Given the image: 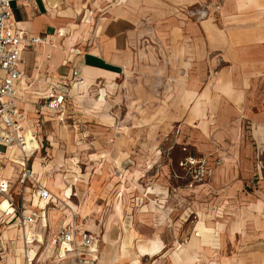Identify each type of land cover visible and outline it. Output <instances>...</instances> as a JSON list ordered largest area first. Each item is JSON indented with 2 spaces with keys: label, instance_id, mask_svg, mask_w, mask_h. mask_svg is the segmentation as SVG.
<instances>
[{
  "label": "rangeland",
  "instance_id": "1",
  "mask_svg": "<svg viewBox=\"0 0 264 264\" xmlns=\"http://www.w3.org/2000/svg\"><path fill=\"white\" fill-rule=\"evenodd\" d=\"M161 1L88 3L94 22L78 30L81 40L122 10L138 19L134 65L112 84L75 88V97L68 75L71 96L54 118L43 115L44 70L28 81L18 95L38 144L28 167L50 166L35 177L53 195L51 213L67 222V204L83 211L80 222L100 240V264H264V151L245 110L220 102L218 90L233 78L223 60L182 56L184 24L220 21L223 0ZM198 85L204 102L189 105ZM20 190L17 182L13 193Z\"/></svg>",
  "mask_w": 264,
  "mask_h": 264
},
{
  "label": "crops",
  "instance_id": "2",
  "mask_svg": "<svg viewBox=\"0 0 264 264\" xmlns=\"http://www.w3.org/2000/svg\"><path fill=\"white\" fill-rule=\"evenodd\" d=\"M92 1L94 0L88 2L86 0L12 1L11 27L15 32H24L28 38H48L54 42L53 46H30L29 41L25 42L26 49L22 53L25 64L19 68L23 78L17 84L18 95L22 96L29 90L28 81H39L42 70L45 72L42 82L45 87L43 86L41 99L45 104L53 93L60 91L65 92L69 100L71 95L66 83L68 75L73 82L72 96L75 97L76 94L73 95L75 88L77 91L79 89L89 91L100 81L112 84L126 75L131 64L134 65L133 55L135 53L131 49V44L135 42L133 41V37H136L133 27L138 19L135 16H133L134 19L125 17L123 10L118 12L116 18L108 16L101 19L103 30L99 35L86 41L81 40L78 30L91 27L94 22L92 6L89 7ZM149 1L152 3L151 0ZM204 1L184 0V3L188 7L194 5L199 7ZM213 1L211 0L212 7ZM147 8L151 7L147 6ZM220 8L221 19L218 22L204 20L196 24H184L183 40L186 48L182 49V56L202 60L201 62L207 58L223 60L225 65L223 70H226L227 74H231L233 78L223 84L221 91L218 90L220 94L217 95L220 102L223 106L227 105L230 109H234L236 114H239L241 109L245 110L246 120L250 124L251 138L264 151V0H223ZM89 41H91L90 44ZM190 43L191 47H189ZM84 45L90 47L85 49ZM200 67L201 63L197 69ZM149 69L153 70V73L156 72V67L139 66L136 68V70ZM68 70H71L70 73ZM74 70H79L84 79L81 85L75 84ZM187 90L194 96L193 89L188 88ZM195 91L196 96L192 97L189 105H193L195 101L197 105L204 102L205 95L199 85ZM20 113V123L27 140L25 153L0 148L2 150L0 178L10 182L12 193L19 182L20 193L13 194L18 196L24 192L25 202L30 209L46 213L51 231H47L42 224L30 229L40 235L47 244V240L53 233L70 222L71 216L65 211L64 213L70 217L67 222L57 218L55 213H51L49 209L50 202H40L35 197L34 187L28 183L25 189L21 182L23 159L30 160L38 144L25 126V114L22 110ZM43 115L54 118L57 114L45 110ZM36 166L39 170L42 169V165L35 161L32 167V177L40 184L35 177L38 176L35 172ZM43 174L44 172H41L39 175ZM41 185L47 189V183ZM63 193L66 194V191ZM86 230L97 238L88 228ZM97 240L99 241L98 249L95 250L97 253L94 257L97 258V264H100L102 255L100 240L98 238ZM26 250L29 251L30 264H56V260L51 257L49 246L34 244L26 248L21 228L15 222H11L10 217L0 212V257L3 264H26ZM91 254L94 255L92 251Z\"/></svg>",
  "mask_w": 264,
  "mask_h": 264
},
{
  "label": "built area",
  "instance_id": "3",
  "mask_svg": "<svg viewBox=\"0 0 264 264\" xmlns=\"http://www.w3.org/2000/svg\"><path fill=\"white\" fill-rule=\"evenodd\" d=\"M13 0H0V148L24 150L26 136L20 123V108L17 94V84L23 78L20 66L25 64L22 57L25 42L30 46H53L54 42L48 38H28L24 32H15L11 27L13 17ZM75 84L81 85L83 78L79 70L73 71ZM68 96L65 92H55L45 103V110L61 113ZM2 150L0 149V156ZM28 158L23 159V174L21 182L25 186L29 183L34 187L35 197L40 202H53V195L32 177L28 167ZM26 189V188H25ZM7 203V210H2ZM0 212L11 218L21 228L25 237L26 248L34 244L49 246L51 257L56 264H97L91 251L98 249L99 241L80 222V215L74 212L70 222L52 234L47 244L40 235L29 231L30 228L42 224L47 231H51L44 211L30 209L25 202V193L15 196L10 182L0 178ZM27 263L30 264L29 251L26 250ZM0 264L3 260L0 257Z\"/></svg>",
  "mask_w": 264,
  "mask_h": 264
},
{
  "label": "bare ground",
  "instance_id": "4",
  "mask_svg": "<svg viewBox=\"0 0 264 264\" xmlns=\"http://www.w3.org/2000/svg\"><path fill=\"white\" fill-rule=\"evenodd\" d=\"M85 23H86V21H85ZM87 26H88V25H87ZM83 83H84V82H83ZM20 88H21V87H20ZM104 91H105V90H104ZM102 94H104V92H102ZM104 95H105V94H104ZM118 95H119V94H118ZM102 96H103V95H102ZM103 97H104V96H103ZM25 148H26V147H25ZM17 152H18V151H17ZM19 152H21L22 154H24V153H25V149H24V150H21V151H19ZM30 154H31V153H30ZM20 160H21V159H20ZM47 168L49 169L50 166H48ZM47 168L42 167V169L39 170V168L36 166V171H35V172H36V174L39 175V174H40L41 172H43L45 169L48 170ZM46 170H45V171H46ZM62 173H63V172H62ZM58 182H59V181H58ZM63 185H64V184H63ZM55 186L59 189V185L56 184ZM62 191H63V190H62ZM63 192H65V191H63ZM65 196H66V194H65ZM66 197H67V196H66ZM66 197H64V199H62V202H61V203H62L63 206H64L65 203H68V202H69V201L67 200ZM46 203H47V202H46ZM66 207L69 208V209H66V212H68L69 214L72 215V214H73V208H74V205H72L71 202H70L69 205H68V204L66 205ZM75 207H76V206H75ZM6 208H7V203H4V205H3V207H2V210H6ZM76 208H77V207H76ZM77 209H79V208H77ZM77 209H74V210H76L78 214L82 215V214H83V211H82V210H77ZM74 212H75V211H74ZM71 215H70V216H71ZM30 230H31V229H30ZM31 231H32V230H31ZM34 232H35V231H34ZM37 233H38V232H37ZM40 233H41V232H40ZM11 234L13 235V233H11ZM44 235H45V234H44ZM11 237H13V236H11ZM14 237H15V236H14ZM96 237H97V236H96ZM15 240H16V239H15ZM15 240H14V241H15ZM17 240H18V239H17ZM17 242H18V241H17ZM14 244H15V243H14ZM18 244H19V243H18ZM16 245H17V244H16ZM19 245L21 246V244H19ZM19 245H18V246H19ZM19 248H20V247H19ZM18 250H19V249H18ZM15 251H16V250H15ZM19 251H20V250H19ZM16 252H17V251H16ZM92 253H94L93 256H96L95 254H96L97 252L95 253V250H94V251H92ZM18 257H19V256H18ZM17 259H18V258H17ZM96 259H97V258H96ZM19 261L21 262V259H19Z\"/></svg>",
  "mask_w": 264,
  "mask_h": 264
}]
</instances>
